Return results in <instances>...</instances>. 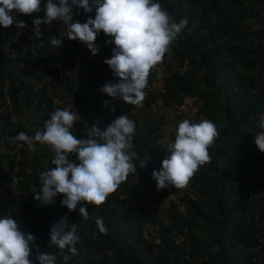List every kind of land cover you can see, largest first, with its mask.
<instances>
[{"label": "trees", "instance_id": "trees-1", "mask_svg": "<svg viewBox=\"0 0 264 264\" xmlns=\"http://www.w3.org/2000/svg\"><path fill=\"white\" fill-rule=\"evenodd\" d=\"M156 2L173 20L187 18L188 24L157 64L166 73L161 92L144 89L147 95L140 107L100 91L106 82H118L104 63L112 50L99 49L96 55L83 54L77 60L76 42L67 39L66 26L59 21L42 24L40 39L33 35L32 21L44 17L46 0H41L39 13L23 16L32 27L31 40L19 39L17 45L15 24L0 27V217L9 214L16 221L26 220V229L36 231L33 264H38L37 246L39 253L55 255L56 264H65L62 256L67 253L48 245L50 226L61 217L78 225L75 264H264V153L254 143L255 135L264 132L260 127L264 0ZM73 12V20L80 23L95 15V9L89 13L80 9L75 15L73 8ZM51 36L63 39L59 48L50 44ZM6 47L18 52L23 67L5 56ZM56 73H63L62 93L55 88L51 93L38 89L43 78ZM155 73L150 70L147 86L156 83ZM4 89L10 94L12 113L2 109ZM186 100L197 109L193 123L203 114L216 125L218 136L209 148L212 161L200 167L178 196L172 186L157 190L151 174L169 155L162 127L177 128L186 119L172 111ZM66 103L70 111L80 114L71 129L78 139L88 138L87 129L94 123L103 130L116 117L127 115L136 125L134 151L148 159L144 168L134 160L137 172L129 174L103 204L81 202L78 208L87 209V219L78 209L70 212L62 206V194L48 204L34 200L41 187L40 174L54 167L48 145L37 143L35 151H29L25 144L15 185V162L5 153L11 137L43 130L44 121L57 108L65 109ZM153 108L158 109L155 121L145 115ZM14 113L19 114L15 120ZM69 159L75 161V154ZM14 187L16 201L4 202ZM97 218H102L107 234L98 232ZM186 246L192 250L193 263L181 258Z\"/></svg>", "mask_w": 264, "mask_h": 264}, {"label": "clouds", "instance_id": "clouds-1", "mask_svg": "<svg viewBox=\"0 0 264 264\" xmlns=\"http://www.w3.org/2000/svg\"><path fill=\"white\" fill-rule=\"evenodd\" d=\"M73 8L75 15H79L80 9L85 13L95 9L94 18H88L85 23L74 21ZM40 11L41 0H0V27L15 24L19 29L26 28L25 22L18 21L15 14L29 15ZM44 12L43 18L32 21L33 35L37 39L43 36L40 26L53 21L62 22L66 26L67 39L85 44L93 56L99 51L95 44L98 34L103 32L111 38L105 43H113L114 47L111 57L104 63L118 82L108 81L100 91L137 107L142 106L147 95L144 89L150 70L162 62L169 45L188 24L187 18L179 22L173 20L156 0H46ZM62 40L51 36L48 41L54 48H59ZM43 44L42 41L41 46ZM107 104L108 101H104V106ZM196 115L197 112L191 121L185 117L179 122L174 140L166 147L169 155L162 160L158 171H152L157 190L169 186L185 188L200 167L212 161L209 148L218 136L217 127L206 119L193 123ZM79 118L77 112L57 108L44 121L43 130H37L32 136L20 132L10 139L13 143L26 144L29 151H35L37 143L48 145L54 154L51 160L54 167L40 174L41 187L39 193L33 195L34 200L48 204L62 194L61 205L70 212L78 209L87 219V209L78 208L81 202L103 204L129 174L137 172L133 161L139 160V168H144L148 159H141L134 151L132 140L136 125L127 115L116 117L103 130L96 123L92 124L87 129L88 138L81 139L71 131ZM260 127L264 129V117ZM254 143L264 153V132L255 135ZM70 154H75V161L69 159ZM95 223L100 234L108 233L102 218H97ZM77 229L78 225L69 223L66 217L50 226L48 245L67 253L62 256L65 264L78 255L76 245L80 237ZM36 239L33 234H25L11 215L0 217V264H33L31 246ZM36 261L38 264H56V256L39 253L37 246Z\"/></svg>", "mask_w": 264, "mask_h": 264}, {"label": "built area", "instance_id": "built-area-1", "mask_svg": "<svg viewBox=\"0 0 264 264\" xmlns=\"http://www.w3.org/2000/svg\"><path fill=\"white\" fill-rule=\"evenodd\" d=\"M15 15H16V19L18 21H20V20L24 21V19H23V16H25L24 14L16 13ZM25 24L27 25L26 28H22V29L17 28L16 29L17 31L14 34V43L17 44V45H20L19 39H26V40H31L32 39V34H31L32 27L30 26V24H28L26 22H25ZM101 36H102L101 34H98V36L96 38V41H95V44L99 47V49L107 48L109 50H112L113 47H114V44L113 43H105V41L109 40V39H103V38H101ZM74 41L76 42L77 46H76L75 50H73V52L77 54V56H78L77 60H79L80 57L83 54H89V55L91 54V52L87 49L85 44L81 43L78 40H74ZM4 54L8 58H10L11 61H13L14 65H16V67H20V68L23 67V64L17 60L18 57H19L18 52H16L15 50H11L9 47H6L5 50H4ZM94 60L97 61L98 57H94ZM151 70L156 72L155 73V79H156V83L155 84H158L160 86V88L155 90V91L161 92L162 85H163L162 82H163V80H164V78L166 76V73L160 67H158L157 65H155ZM62 78H63V73H56L53 76L50 75L47 78H43L41 80V82L38 84V89L45 88L46 92H48V93L50 92L51 93L52 89L55 88V89L58 90V93H62L63 92V88H62V85H61ZM153 87H154L153 85L152 86H147L145 88V90L146 91H151ZM54 102H56V103L59 102V99L57 97H54ZM68 104L69 103H66L65 109L70 110ZM2 109L6 110V111H9L10 113L13 112V105H12V102L10 100V94L8 93V91L6 89H4V98H3ZM172 111H173V113L176 116L184 115L187 119L191 118L189 116L191 111L188 110L187 108H185V106H180V107L179 106H174ZM18 116H19L18 113L17 114L14 113L12 115V119L15 120ZM205 119H206L205 116H203L201 114L199 116V118H197V122L199 123L201 120H205ZM0 134H1V124H0ZM24 148H25V144H23L22 142H15V143L9 142V143H7V146H6V149H5V153L7 155L11 156L13 158V161L15 162V165H14V167L12 169V175H13L12 182H13L14 185L20 179V177L18 176L19 168H20L19 167V163L24 160V158L22 156V151L24 150ZM16 194H17V191H16V188L14 187L12 191L8 192L4 196V202H9V203L15 202L16 201ZM17 223L19 224L20 229L25 234H29L30 233V234H33V235L37 236V233H36L35 230L29 231V230L26 229L27 224H28V222L26 220L19 219L17 221ZM191 251H192L191 248L189 246H186V248L181 252L182 260H189L191 263H193L194 260L192 259ZM76 261H77V256H75L71 260H69L67 262V264H75Z\"/></svg>", "mask_w": 264, "mask_h": 264}, {"label": "rangeland", "instance_id": "rangeland-1", "mask_svg": "<svg viewBox=\"0 0 264 264\" xmlns=\"http://www.w3.org/2000/svg\"><path fill=\"white\" fill-rule=\"evenodd\" d=\"M106 68H109L108 66H106ZM110 69V68H109ZM116 79V78H115ZM117 80V79H116ZM154 87L152 88V90H157V89H159L160 88V86L158 85V84H152ZM185 105V108H187L188 110H190L191 112H190V114H189V116L190 117H192L193 116V114L196 112V107L193 105H191V103H190V101L189 100H186L185 101V103H184ZM157 108L154 110V108L153 109H151V110H149V112H147L145 115H146V117H148L151 121H155V119H156V115L158 116V112H157ZM173 114V113H172ZM173 126H170V127H168V126H166V127H162V135H163V142H165L166 144L167 143H171L173 140H174V136H175V132H176V128H173V129H171ZM171 133L174 135V136H172L171 135ZM168 145V144H167ZM166 145V146H167ZM184 190H185V188H183V189H176V194L178 195V196H182L183 195V192H184ZM160 208H163L162 207V204L159 206Z\"/></svg>", "mask_w": 264, "mask_h": 264}]
</instances>
